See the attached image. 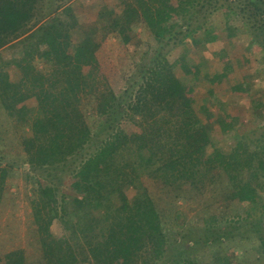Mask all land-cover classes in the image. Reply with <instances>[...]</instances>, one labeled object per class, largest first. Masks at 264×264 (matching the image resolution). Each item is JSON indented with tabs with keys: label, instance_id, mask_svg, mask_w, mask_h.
<instances>
[{
	"label": "trees",
	"instance_id": "1",
	"mask_svg": "<svg viewBox=\"0 0 264 264\" xmlns=\"http://www.w3.org/2000/svg\"><path fill=\"white\" fill-rule=\"evenodd\" d=\"M72 1L0 0V50H17L0 69V108L22 129V172L28 176L63 160L72 174L68 189L80 198L77 205L64 203L59 217L47 186L32 178L30 238L39 256L30 261L25 249L0 252V264H158L167 255L165 227L171 224L183 229L168 264H264V109L253 99L248 113L259 126L239 134L226 151L213 147L210 111L201 101L189 102L165 52L185 34L201 31L198 15L221 0L125 2L126 12L112 22L115 33L143 25L157 45L140 61L139 84L124 91L131 94L127 101L102 81L99 45L87 37L73 42L70 29L54 17ZM226 7L264 53V0H226ZM162 11L163 21L156 15ZM203 35L204 44L209 32ZM245 85L250 91V81ZM29 99L36 103L32 109L25 106ZM240 125L236 117L224 128ZM201 198L189 221L178 212V202ZM58 218L67 236L52 232ZM241 223L253 229L261 249L251 262L241 250L232 261L222 249V238ZM197 230L204 233L186 239Z\"/></svg>",
	"mask_w": 264,
	"mask_h": 264
},
{
	"label": "rangeland",
	"instance_id": "2",
	"mask_svg": "<svg viewBox=\"0 0 264 264\" xmlns=\"http://www.w3.org/2000/svg\"><path fill=\"white\" fill-rule=\"evenodd\" d=\"M126 1L74 0L54 16L70 29L73 42L87 37L99 45L96 51L99 75L118 98L125 101L131 94L126 95L124 91L129 85L139 81L140 61L157 48L152 34L143 25H138L132 32L122 29L119 36L115 33L112 22L115 17L126 12ZM219 2V5H215L217 9L210 12L203 9L198 15L199 19L194 21L202 22L204 26L201 31L193 37L185 34L180 38L179 44L168 46L165 52L175 75L185 88L189 102L201 101L210 111L212 122L208 132L212 146L226 151L234 144L239 134L259 126V122L249 116L248 108L252 100L256 99L264 109V53L253 44L244 22L232 10L225 8L226 0ZM183 6L187 7L189 12L192 9L188 4ZM163 11L156 13L162 21L165 19ZM170 14L175 22L180 23L177 13L171 11ZM123 31L124 42L120 38ZM205 31L209 32L210 40L203 44L200 40H203ZM194 42H198V45ZM16 57V49L0 50V69ZM35 67L42 71L48 70V67L43 68L41 64H36ZM9 71L14 77L13 69L10 68ZM219 75H222L221 79ZM246 81L251 83L250 91L246 89ZM136 88L133 87L131 91ZM134 92L132 98L138 91ZM25 106L34 108L35 100H27ZM236 117L242 124L238 129L224 128ZM138 128L136 123H131L132 131ZM21 135L22 129L17 127L13 120L6 118L0 108V137L4 141L0 154L5 158L4 161L0 160V252L25 249L27 257L32 261L39 256L37 245H32L33 240L30 238L32 227L28 198L33 190L32 178L47 186L59 217L64 203L77 205L80 198L74 190L68 189L72 174L68 172L67 164L63 160L51 162L28 176L23 174ZM24 169L27 170V167ZM209 195L207 193L205 197ZM202 201L203 198L183 205L178 202L176 207L178 212L186 214L189 221L195 211L202 207ZM182 229L177 228L176 224L165 227L170 245L167 247L164 261L158 264H168L171 260L174 253L173 242L179 240ZM51 230L58 236H67L68 233L59 218L53 223ZM219 230L213 233H219ZM201 232L204 233V230L191 234L187 232L186 239L198 237L196 234ZM232 234L221 240L224 242L222 249L226 256L236 261V256L241 255L243 251L246 260H255L261 249L253 229L241 223L238 231ZM238 247L240 249H237ZM186 251L192 253L191 249Z\"/></svg>",
	"mask_w": 264,
	"mask_h": 264
}]
</instances>
